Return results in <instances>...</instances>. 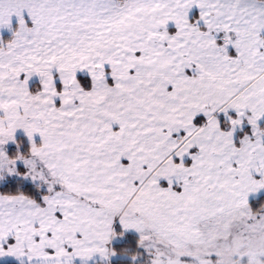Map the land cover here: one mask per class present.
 <instances>
[{"label": "snow or ice", "instance_id": "obj_1", "mask_svg": "<svg viewBox=\"0 0 264 264\" xmlns=\"http://www.w3.org/2000/svg\"><path fill=\"white\" fill-rule=\"evenodd\" d=\"M0 30V264H264V0H0Z\"/></svg>", "mask_w": 264, "mask_h": 264}, {"label": "trees", "instance_id": "obj_2", "mask_svg": "<svg viewBox=\"0 0 264 264\" xmlns=\"http://www.w3.org/2000/svg\"><path fill=\"white\" fill-rule=\"evenodd\" d=\"M5 39L8 38V36H4ZM18 139H22L23 136H19L17 137ZM14 150V146L11 145L9 147V151H13ZM18 185H16L14 182H0V191H8V190H15L16 187ZM29 191H33L34 189H31V187H28ZM128 239L130 240L131 237H128ZM114 247H116L118 250L121 248V245L119 243H114L113 245ZM132 252L131 250H128L127 253L124 252L123 249L120 250V254L117 257L113 258V264H130V261L128 260V258L131 256Z\"/></svg>", "mask_w": 264, "mask_h": 264}, {"label": "rangeland", "instance_id": "obj_3", "mask_svg": "<svg viewBox=\"0 0 264 264\" xmlns=\"http://www.w3.org/2000/svg\"><path fill=\"white\" fill-rule=\"evenodd\" d=\"M15 23H16L15 18H13V26H15ZM171 29H172V27L169 26V31H170V32H174V31H175V29H174V30H173V29L171 30ZM0 32H5L4 35H3V37H4V36H8V37H9V36H10V33H9L7 30H0ZM36 84H38V78L33 77L32 80L30 81V85H31V86H34V85H36ZM19 136H23V134H22V133H18V134H17V137H19ZM10 146H11V145H10ZM10 146H9V147H10Z\"/></svg>", "mask_w": 264, "mask_h": 264}, {"label": "crops", "instance_id": "obj_4", "mask_svg": "<svg viewBox=\"0 0 264 264\" xmlns=\"http://www.w3.org/2000/svg\"><path fill=\"white\" fill-rule=\"evenodd\" d=\"M195 11H196V10L194 9L193 12L195 13ZM169 26H171V25H169ZM171 27H172V29L174 30V27H173V26H171ZM172 29H171V30H172ZM4 33H5V32H0V34H2V35H4Z\"/></svg>", "mask_w": 264, "mask_h": 264}]
</instances>
